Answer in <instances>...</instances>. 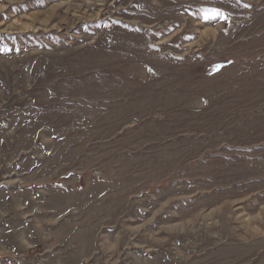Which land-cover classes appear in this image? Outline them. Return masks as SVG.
Here are the masks:
<instances>
[{"label":"rangeland","instance_id":"1","mask_svg":"<svg viewBox=\"0 0 264 264\" xmlns=\"http://www.w3.org/2000/svg\"><path fill=\"white\" fill-rule=\"evenodd\" d=\"M0 264H264V0H0Z\"/></svg>","mask_w":264,"mask_h":264},{"label":"snow or ice","instance_id":"2","mask_svg":"<svg viewBox=\"0 0 264 264\" xmlns=\"http://www.w3.org/2000/svg\"><path fill=\"white\" fill-rule=\"evenodd\" d=\"M209 11L212 13V18H214V17H216V16H219V17L222 18V19H227L226 15L223 14V13L221 12L220 9H211V10H209ZM209 18H210V17H209L208 15H205V16H204V19H205V20H207V19H209Z\"/></svg>","mask_w":264,"mask_h":264},{"label":"bare ground","instance_id":"3","mask_svg":"<svg viewBox=\"0 0 264 264\" xmlns=\"http://www.w3.org/2000/svg\"><path fill=\"white\" fill-rule=\"evenodd\" d=\"M171 256V255H170ZM175 256V255H174Z\"/></svg>","mask_w":264,"mask_h":264}]
</instances>
